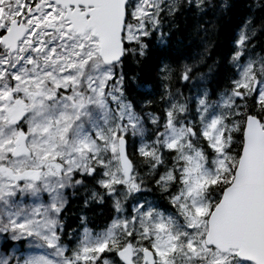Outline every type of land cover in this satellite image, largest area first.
Listing matches in <instances>:
<instances>
[{"label": "snow or ice", "instance_id": "snow-or-ice-1", "mask_svg": "<svg viewBox=\"0 0 264 264\" xmlns=\"http://www.w3.org/2000/svg\"><path fill=\"white\" fill-rule=\"evenodd\" d=\"M0 264H264V0H0Z\"/></svg>", "mask_w": 264, "mask_h": 264}]
</instances>
